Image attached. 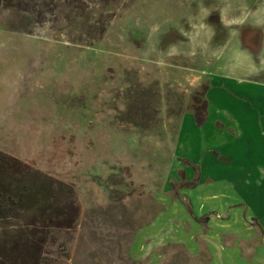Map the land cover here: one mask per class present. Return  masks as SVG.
<instances>
[{"label":"rangeland","instance_id":"1","mask_svg":"<svg viewBox=\"0 0 264 264\" xmlns=\"http://www.w3.org/2000/svg\"><path fill=\"white\" fill-rule=\"evenodd\" d=\"M240 2L264 6L19 0L1 10L0 151L69 185L77 207L71 229L47 231L40 264L154 258L153 234L142 242L137 231L152 220L153 197L169 189L175 119L193 110L205 76L264 68V57L234 56L232 43L222 51L227 32L204 49L209 28L219 33V11ZM15 242L14 264H31Z\"/></svg>","mask_w":264,"mask_h":264},{"label":"crops","instance_id":"2","mask_svg":"<svg viewBox=\"0 0 264 264\" xmlns=\"http://www.w3.org/2000/svg\"><path fill=\"white\" fill-rule=\"evenodd\" d=\"M218 16L204 49L227 32L222 51L232 43L234 56L264 57V6L226 3ZM263 76L256 67L207 75L204 122L191 109L175 119L169 189L153 197L152 220L137 231L142 242L153 234L155 256L139 264H264Z\"/></svg>","mask_w":264,"mask_h":264},{"label":"trees","instance_id":"3","mask_svg":"<svg viewBox=\"0 0 264 264\" xmlns=\"http://www.w3.org/2000/svg\"><path fill=\"white\" fill-rule=\"evenodd\" d=\"M15 3L19 0H0V13L14 8ZM205 91L204 86L192 106L198 125L205 119ZM76 215L74 191L69 185L0 151V264H14L15 241L22 244L31 264H40L47 231L71 229Z\"/></svg>","mask_w":264,"mask_h":264}]
</instances>
